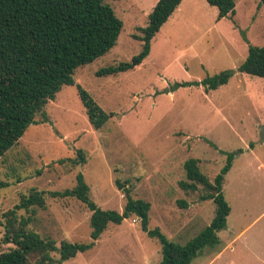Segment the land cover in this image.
<instances>
[{
	"label": "rangeland",
	"instance_id": "1",
	"mask_svg": "<svg viewBox=\"0 0 264 264\" xmlns=\"http://www.w3.org/2000/svg\"><path fill=\"white\" fill-rule=\"evenodd\" d=\"M156 1L107 0L123 21L116 45L77 67L75 83L64 85L37 114L38 123H31L0 157V179L10 182L0 189V253L12 246L1 240V214L31 188L45 191L46 207L37 209L32 223L37 231L57 245L61 240H90L88 208L74 197L49 194L72 188L77 172L98 206L117 211L126 199L115 180L131 178V195L151 204L149 227L185 243L210 223L215 205L199 198L204 189L185 192L179 186L184 161L198 158L212 178L225 163L224 152L241 149L223 184L232 213L217 234L226 247H204L190 264H264V141L259 134L264 78L236 71L214 90L194 84L168 91L174 82L235 70L249 43L264 45V4L235 0V13L217 20V7L206 0H183L151 40L142 63L117 74L96 75L100 67L129 61L140 51L141 42L133 34H142L140 27ZM77 84L113 112L100 129L90 125ZM42 114L47 121L40 122ZM78 148L85 152L84 163L57 162L75 157ZM160 258L159 242L141 229L137 217L129 216L120 224L109 223L92 248L62 264H157Z\"/></svg>",
	"mask_w": 264,
	"mask_h": 264
},
{
	"label": "trees",
	"instance_id": "2",
	"mask_svg": "<svg viewBox=\"0 0 264 264\" xmlns=\"http://www.w3.org/2000/svg\"><path fill=\"white\" fill-rule=\"evenodd\" d=\"M206 1L217 7V20L235 13V0ZM260 1L264 4V0ZM180 3L181 0H157L146 25L140 27L142 34H133L141 42L140 51L129 61L100 67L95 74L113 75L142 63L150 52L151 40ZM122 27V19L107 0H0V157L17 144L31 123H38L37 114L64 85L75 83L73 74L77 67L93 62L116 45ZM243 39L248 41L245 35ZM236 71L264 78V45L249 43L245 59L235 70H222L199 81L174 82L168 91L194 84L216 89L226 84ZM77 88L90 125L100 129L113 112L105 111L79 84ZM42 115L40 122L47 121L48 117ZM240 152L241 149L224 152L225 163L212 178L202 171L198 158L184 161L185 178L179 181V186L185 192L204 189L199 198L212 200L215 205L210 223L185 243L170 240L159 227H149L151 204L131 195V178L115 180L126 199L122 211H117L98 206L89 197V185L83 174L77 172L72 188L49 194L74 197L88 208L90 240L85 243L61 240L57 245L50 235L37 231L32 223L37 209L46 207L45 191L31 188L1 214L4 228L1 240L12 246L0 253V264H62L92 248L109 223L120 224L129 216L137 217L141 229L161 245L157 264H190L204 247H214L220 242L217 231L226 227L230 212L222 190L224 176ZM85 161L84 150L78 148L75 157L60 158L57 162L77 166ZM9 185V181L0 179V189ZM179 202L186 206L185 201ZM20 210L24 213H19Z\"/></svg>",
	"mask_w": 264,
	"mask_h": 264
},
{
	"label": "crops",
	"instance_id": "3",
	"mask_svg": "<svg viewBox=\"0 0 264 264\" xmlns=\"http://www.w3.org/2000/svg\"><path fill=\"white\" fill-rule=\"evenodd\" d=\"M182 3H183V0H181V3L178 5V7H177L178 9L181 8L180 5H181ZM177 8H176V9H177ZM171 15H172V14H171ZM171 15H170V16H171ZM150 49H151V47H150ZM245 57H246V56H245ZM245 57H244V59H245ZM236 68H237V67H236ZM232 77H233V76H232ZM232 77H231V78H232ZM228 82H229V81H228ZM228 82H227V83H228ZM227 83H226V84H227ZM223 85H225V84H223ZM221 86H222V85H221ZM211 90H214V89H211ZM256 115H257V114H256ZM258 115H260V114H258ZM262 122H263V120H261V119L259 118L258 123H259V124H262ZM263 138H264V137H263ZM263 138H262V139H263ZM263 141H264V140H263ZM233 160H234V159H233ZM233 160H232V165H233ZM232 165H231L230 169L228 170V172L232 169ZM260 165H261V168H264V165H262V163H260ZM228 172H227V173H228ZM227 173H226V174H227ZM226 174H225V175H226ZM224 181H225V176H224ZM223 184H224V183H223ZM222 190H223V188H222ZM224 197H225V196H224ZM225 199H226V198H225ZM227 202H228V201H227ZM231 213H232V207L230 206V212H229V214H228L227 217H229V215H230ZM226 226H227V219H226ZM225 228H226V227H225ZM225 228H223V229H225ZM223 229H221V230H223ZM221 230H219V231H221ZM228 232H229V230H228ZM217 233H218V231H217ZM217 235H218V234H217ZM227 235H228V233H227V234H224L223 237H228ZM218 237H219V241H220V242L216 245V247H219V251H221V249L223 250L226 246H225V245L222 246V244L224 243V239H222L220 236H218ZM206 247L214 248L215 246H214V247L206 246Z\"/></svg>",
	"mask_w": 264,
	"mask_h": 264
},
{
	"label": "water",
	"instance_id": "4",
	"mask_svg": "<svg viewBox=\"0 0 264 264\" xmlns=\"http://www.w3.org/2000/svg\"><path fill=\"white\" fill-rule=\"evenodd\" d=\"M260 137L263 138L264 137V126H261V129H260Z\"/></svg>",
	"mask_w": 264,
	"mask_h": 264
},
{
	"label": "built area",
	"instance_id": "5",
	"mask_svg": "<svg viewBox=\"0 0 264 264\" xmlns=\"http://www.w3.org/2000/svg\"><path fill=\"white\" fill-rule=\"evenodd\" d=\"M263 140H264V138H263Z\"/></svg>",
	"mask_w": 264,
	"mask_h": 264
}]
</instances>
